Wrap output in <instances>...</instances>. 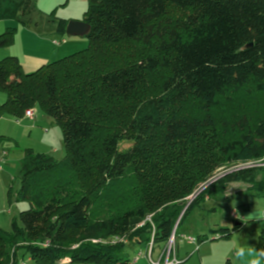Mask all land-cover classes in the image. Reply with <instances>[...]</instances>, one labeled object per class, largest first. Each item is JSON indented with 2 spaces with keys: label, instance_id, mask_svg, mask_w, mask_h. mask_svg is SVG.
I'll return each instance as SVG.
<instances>
[{
  "label": "trees",
  "instance_id": "obj_1",
  "mask_svg": "<svg viewBox=\"0 0 264 264\" xmlns=\"http://www.w3.org/2000/svg\"><path fill=\"white\" fill-rule=\"evenodd\" d=\"M88 4L83 51L29 74L16 56L0 60L7 98L0 118L21 119L39 106L59 125L65 147L60 160L25 151L14 198L29 208L10 233L0 230V264H130L127 247L153 241L154 251L157 243L164 248L194 206L228 185L264 196V167L233 169L185 210L221 164L264 159V114L238 115L231 123L238 135L227 142L212 114L241 90L264 95V0ZM31 9V0H0V22ZM67 24L59 20L56 31L65 35ZM15 31L6 28L0 48ZM191 105L200 113L188 114ZM236 218L220 239L241 230ZM255 250L264 264V228Z\"/></svg>",
  "mask_w": 264,
  "mask_h": 264
},
{
  "label": "rangeland",
  "instance_id": "obj_2",
  "mask_svg": "<svg viewBox=\"0 0 264 264\" xmlns=\"http://www.w3.org/2000/svg\"><path fill=\"white\" fill-rule=\"evenodd\" d=\"M32 9L26 12L18 21H1L0 35L7 27L15 28V36L13 43L6 48H0V60L6 58L8 53L14 52L23 66L33 64L38 60L50 59L57 61L60 58L67 57L73 53L83 51L88 47L86 37L62 35L56 31L59 20L83 21V16L88 9V0H31ZM3 99V100H2ZM6 95L0 91V100L6 101ZM4 103V102H3ZM34 109V120L25 119L22 122V130L17 134L20 148H30L34 154L43 153L52 156L56 160H60L65 155V147L63 144V134L56 121L48 117L43 109L39 106ZM187 113L199 114V108L191 105L187 109ZM246 112L250 114L254 120L264 114V95L251 90H241L239 93L232 94L228 99H221L220 103L212 111L215 119L216 134L219 140L223 142L230 141L235 138L238 132L233 129L232 121L238 115ZM10 117V116H7ZM13 117V116H11ZM14 120H18V118ZM21 122V121H20ZM33 126V128H30ZM264 163V159L250 162L245 168L257 169L262 168L259 164ZM240 166L234 164H221L214 170V174L210 176L206 182L199 185L194 194L186 198L187 206L190 207L202 191L208 185H215V181L219 175L233 169H239ZM21 165L16 167L13 175L15 181L12 184V202L11 211L18 218L23 210L29 208V203L25 201L15 200V192L18 190L19 172ZM257 171V170H256ZM261 170H259L260 176ZM239 186V187H238ZM244 183L232 184V189L224 190V193L213 195L207 198L206 202L194 206L186 215L180 229L178 230V238L176 242V254L182 261L181 264H202L200 256L204 258L203 264H214L218 255L226 259L221 262L230 260L231 264H263L260 254L255 250L258 242L260 230L264 228V196H255L254 192H245L247 188ZM20 188V187H19ZM245 188V189H244ZM232 195V196H228ZM184 210V211H185ZM243 221L241 230L235 231L229 239L221 238L223 231L221 229H230L234 227L237 218ZM183 215V213H182ZM179 223V222H178ZM12 231L11 229L9 230ZM190 235L191 237L204 239V246H191L181 236ZM219 241H211V240ZM197 247V248H196ZM148 248V247H147ZM163 250L161 244H156L154 261H158V256ZM145 253L147 249L139 246L127 247L125 256L132 259L139 252ZM23 255V253H21ZM240 254L242 255L241 258ZM21 259V255H20ZM142 259L141 263L143 262ZM186 260V261H185ZM148 262V261H147ZM222 263V264H224ZM25 264H36L32 260L25 259ZM58 264H64L58 262Z\"/></svg>",
  "mask_w": 264,
  "mask_h": 264
},
{
  "label": "crops",
  "instance_id": "obj_3",
  "mask_svg": "<svg viewBox=\"0 0 264 264\" xmlns=\"http://www.w3.org/2000/svg\"><path fill=\"white\" fill-rule=\"evenodd\" d=\"M7 55L16 56V54H14L13 51L8 53ZM49 62H52V61H50V59H46V60L42 59V60H38V61L34 62L33 64L28 65V66H23L22 63L21 62L20 63L22 65V70L26 74H29V73H33L34 70L40 68L41 66L46 65ZM3 102H5V101L0 100V104H2ZM14 119L15 118H13L11 116L10 117L3 116L0 118V157L3 158L2 161L0 162V230H3L7 233H10V231H9L10 229L12 230V223H13L14 219L16 218L14 213H12V211H11L12 202L14 201L12 199V197H13L12 184L15 181V175H13V173H14V171H16V167H18L19 165L22 164V159L24 158L25 151L27 149H30L27 147H25L24 149L20 148V145L18 142V136H17V134L19 132H21L22 122L26 118L21 120V122H19V123ZM30 128H33V126H30ZM232 184H234V183H232ZM232 184L228 185L225 188V190L227 189V192H228V189H230V188L232 189ZM246 186H247V184H246ZM18 189H19V187H18ZM10 191H11V193H10L11 195L9 194ZM245 192H246V190H245ZM228 196H232V195H228ZM10 200H11V204H10ZM233 213H235V212H233ZM186 236H190V235H186ZM229 238H227V239H229ZM211 241H219V239L218 240L213 239ZM204 242H206V241L200 240L199 242L197 241L196 244H191V243H188L187 241L185 243H187L193 247L196 245H197V247H200V244H203ZM203 246H204V244L196 250V251H199V255H201L200 253H201V249ZM153 255H154V251H153ZM134 257H132V259H130V260L133 261ZM176 257L178 258L179 261H182L181 259H179L177 254H176ZM225 257H228V256H223V258H221V255H218L214 264L224 263V262H221V260L226 259ZM241 257H242V255L240 254L239 258H241ZM158 258H159V256H158ZM142 259H145V260H143L142 264H149V259L146 256L139 258V261H137L135 264H140ZM131 261H130V264H131ZM227 261L228 260H226V262ZM200 262L202 264L204 263V258L202 256H200ZM68 264H71V263H68ZM180 264H181V262H180Z\"/></svg>",
  "mask_w": 264,
  "mask_h": 264
},
{
  "label": "built area",
  "instance_id": "obj_4",
  "mask_svg": "<svg viewBox=\"0 0 264 264\" xmlns=\"http://www.w3.org/2000/svg\"><path fill=\"white\" fill-rule=\"evenodd\" d=\"M24 118L29 119V120H34V118H35L34 109L26 110L24 112V115H23L22 119H18L17 122L19 123ZM2 159L3 158L0 157V162L2 161ZM249 163H246L244 165H240L239 169H244L245 167H247L249 165ZM259 166H263L264 167V163L259 164ZM235 170H237V169H235ZM233 216L236 217V214L233 213ZM176 227H177V225L173 229V231H172L173 233L171 234L169 240L165 244L166 246L161 251L158 261H154V259L152 258L153 251H154V246H153L154 243H153V241H150L148 243V245H147L148 246L147 251H145V253H142L140 251L133 258L132 263L135 264L137 261H139V258L146 256L149 259V264H180V261L176 257V242H177V238H178V234L175 232L176 231ZM181 239L182 240L184 239L185 241H187L188 243H191V244H196L197 243V238L195 239L194 237L186 236L184 234H183V236H181ZM60 262H63L64 264H68L69 263V259H63Z\"/></svg>",
  "mask_w": 264,
  "mask_h": 264
},
{
  "label": "water",
  "instance_id": "obj_5",
  "mask_svg": "<svg viewBox=\"0 0 264 264\" xmlns=\"http://www.w3.org/2000/svg\"><path fill=\"white\" fill-rule=\"evenodd\" d=\"M66 35L71 36H77V37H84L89 33V25L83 20V21H70L66 28Z\"/></svg>",
  "mask_w": 264,
  "mask_h": 264
}]
</instances>
